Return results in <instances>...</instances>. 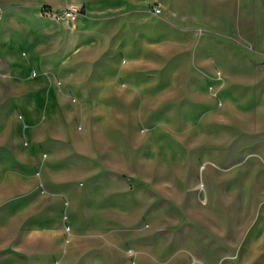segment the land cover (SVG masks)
Listing matches in <instances>:
<instances>
[{
    "label": "rangeland",
    "instance_id": "obj_1",
    "mask_svg": "<svg viewBox=\"0 0 264 264\" xmlns=\"http://www.w3.org/2000/svg\"><path fill=\"white\" fill-rule=\"evenodd\" d=\"M43 2L0 0V6L21 10L29 21L24 54L66 79L55 85L65 112L56 123L71 134L66 145L32 144L18 133L20 105L0 104V141L17 142V152L0 147V264H264L258 157L231 173L211 171L184 207L178 176L185 146L193 164L215 160L228 168L255 153L264 160L263 145L243 134L238 145L261 149L194 148L246 129L251 120L237 115L238 105L262 112L264 0H100L93 11L68 5L81 10L73 21L55 18L67 6ZM221 94L259 101L228 104L227 114L205 108L197 118V107L218 106L210 97ZM24 106L36 122L34 101ZM111 126L128 129L117 136L128 143L139 128L141 154L147 158L148 145L155 154L154 178L146 159L140 167L132 162L130 146L101 156V142L116 137L101 133ZM51 149L59 152L52 162ZM106 162L124 173L101 183ZM208 184L211 195L201 200L212 220L202 224L194 196L206 195Z\"/></svg>",
    "mask_w": 264,
    "mask_h": 264
},
{
    "label": "crops",
    "instance_id": "obj_2",
    "mask_svg": "<svg viewBox=\"0 0 264 264\" xmlns=\"http://www.w3.org/2000/svg\"><path fill=\"white\" fill-rule=\"evenodd\" d=\"M43 3L50 4L54 7H63L68 5H81L88 9L89 11H93L95 7L102 6L103 4L100 0H42ZM130 3H134V0H130ZM107 6V4H104ZM0 104H19L21 110L25 113L22 114V119L19 120L18 133L22 136L23 140H31L32 144H36L37 141H42L43 143H58L59 145H66L67 140H69L70 131L66 128H63L60 124L56 123L60 112L65 117V112L62 108V102L60 99V95L55 89L56 81L64 82L66 79L61 77L59 73L56 72L55 67L54 70L50 69L48 66H44L43 64L35 63V60L29 58V54L23 51L22 48V38L26 35V31L28 29L29 21L25 19H21L19 14L21 10H14L6 5L0 6ZM84 20V19H83ZM54 21V20H52ZM43 23V21H41ZM79 23H81L79 21ZM83 23V21H82ZM43 25V24H41ZM264 31V30H263ZM263 52H264V36H263ZM58 54H60L58 52ZM61 54L63 57L70 54L69 50H62ZM67 61V60H66ZM32 71L36 72V76H32ZM69 76V74H68ZM27 87H35L34 92H31L32 89H29V92H23L22 88ZM210 101L212 103H217L218 106L212 107H197L199 111L197 113V118H204L205 114L203 110L206 108L211 115L218 114H227L230 111V107L228 104L234 103H251L253 99L255 102L259 101V96L255 95H247L242 96L238 94H221L219 96H211ZM263 99V109L262 112H258V106H252L248 104H244L243 106L238 105L236 109L237 115L245 116L251 120L249 122L248 127L244 129L242 132H238L235 136L230 137L225 142H215L209 146H204L203 141L196 145L194 148L200 151L203 150H213V151H250V150H259L261 147L259 146H241L238 145L240 135H246L248 139V143L251 145L260 144L263 145L264 151V61H263V96L260 97ZM35 103V113L37 115L36 122H33L31 113L29 110L30 106L28 103ZM203 99L197 100V103H203ZM182 102V101H181ZM207 102V100H206ZM26 103V104H24ZM14 108V106H13ZM196 109V108H195ZM67 111L66 113H68ZM263 114V139L260 137L261 132L260 128L262 122L260 121V115ZM214 117V116H212ZM54 127V128H53ZM128 129H124L123 127H104L102 129V134L110 135L116 137H110L105 139V143H102L101 156L108 155V153H112L114 150L118 149L119 145L130 146L127 149H130V154L132 162H135L137 167L143 166L140 164V161H145L148 166V178H154L155 176V154L150 152V146L147 148V158H144L143 154H141V141L139 138L140 130L139 128L131 129L130 133L134 137L128 143L122 138L117 137L120 134H127ZM198 132V131H197ZM109 137V136H108ZM17 142L14 139L8 144V142L0 141V147L9 150L10 152H17L16 149ZM5 146H8L7 149ZM144 147V146H143ZM126 149V150H127ZM193 147H191V150ZM188 150L187 146L184 149V157L179 160V172L178 176L180 178L181 184L183 185V194L179 201L180 207H184L188 205V200L191 198V195L194 191L197 190L198 186H201L204 180L209 179L210 175L213 174L211 171L215 173L218 171H228L231 173V170L237 166H242L248 161L251 162L250 157L257 156L258 159H255L257 167L264 166V160L259 154H246L244 158L238 159V161L229 165L228 168H222L215 160H206L201 161L200 163L193 164L191 159H189L186 155V151ZM105 151V153L103 152ZM50 160L58 158L59 152H54L51 149ZM129 155V154H128ZM49 157V155H48ZM47 157V158H48ZM106 157V156H105ZM103 157V158H105ZM168 156H165V160H167ZM50 162V163H51ZM169 162V161H168ZM106 167L104 170V175L101 176V183H110L113 178H119V174L124 173L119 168L114 167L111 163L106 162ZM172 163H169V165ZM206 164V165H205ZM139 172H135L134 175H140ZM148 183H150V181ZM194 182V185H189V182ZM201 194V193H200ZM210 189L209 184L207 185L206 195H198L194 196L197 214L195 219L197 221L202 222V224H206V222L211 218L212 212L207 209L205 206V202L203 199L210 197ZM201 197L203 199L201 200ZM155 197L151 195V202H149L151 208L155 207Z\"/></svg>",
    "mask_w": 264,
    "mask_h": 264
},
{
    "label": "built area",
    "instance_id": "obj_3",
    "mask_svg": "<svg viewBox=\"0 0 264 264\" xmlns=\"http://www.w3.org/2000/svg\"><path fill=\"white\" fill-rule=\"evenodd\" d=\"M50 11V10H49ZM61 13H55V18H59L62 21H73L81 12L80 8L77 6H67L65 9L63 8ZM51 14V13H50Z\"/></svg>",
    "mask_w": 264,
    "mask_h": 264
},
{
    "label": "bare ground",
    "instance_id": "obj_4",
    "mask_svg": "<svg viewBox=\"0 0 264 264\" xmlns=\"http://www.w3.org/2000/svg\"><path fill=\"white\" fill-rule=\"evenodd\" d=\"M126 3H127V1H126ZM131 5H132V4H131ZM139 20H140V19H139ZM135 30H136V29H135ZM157 30H159V29H157ZM137 36H138V35H137ZM130 37H131V36H130ZM132 62H133V61H132ZM130 64H131V63H130ZM115 69H116V68H115ZM117 74H118V73H117ZM122 74H123V73H122ZM122 74H121V75H122ZM137 79H138V78H137ZM137 81H138V80H137ZM131 82H132V81H131ZM25 90H26V89H25Z\"/></svg>",
    "mask_w": 264,
    "mask_h": 264
}]
</instances>
